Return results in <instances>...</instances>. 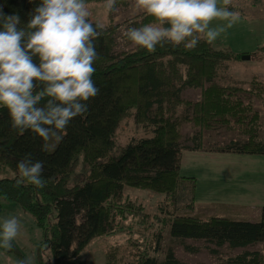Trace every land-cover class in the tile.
I'll return each instance as SVG.
<instances>
[{"label": "trees", "instance_id": "1", "mask_svg": "<svg viewBox=\"0 0 264 264\" xmlns=\"http://www.w3.org/2000/svg\"><path fill=\"white\" fill-rule=\"evenodd\" d=\"M99 1L105 0H87V5ZM38 2L0 0V6L5 14L18 13L24 27ZM153 21L146 15L135 27ZM93 22L100 26L92 77L99 94L90 99L86 113L71 120L66 132L47 142L46 151L34 133L21 135L11 128L7 110L0 109V217L5 203L15 204L41 230L36 262L31 264H88L84 252L93 240L135 234L139 227L157 228L156 247L152 255L139 249L131 264H184L173 250L166 251L164 258L155 256L161 253L158 249L166 228L173 238L203 240L216 247L245 249L264 243V207L258 223L215 214L206 219L192 216L197 179L181 175L184 123L204 130L227 128L246 138L231 142L220 153L264 155L261 116L241 97L263 94L262 82L253 79L245 90L216 80L226 73L228 63L242 61L246 54L215 49L203 39L194 48L166 43L152 52L137 46L115 54V28ZM260 54L264 60V48ZM188 88L201 89V99H182ZM126 120L146 135L122 146L117 134ZM187 149L198 151L199 143ZM25 153L44 161L43 188L19 176L16 163ZM125 187L164 195L176 206L174 213L147 222L151 216L141 204L129 197L122 199ZM129 220L135 229L126 227ZM12 245L3 251L7 256L19 262L27 258L15 242ZM133 245L140 244L135 241ZM226 264H264V254L246 251Z\"/></svg>", "mask_w": 264, "mask_h": 264}, {"label": "clouds", "instance_id": "2", "mask_svg": "<svg viewBox=\"0 0 264 264\" xmlns=\"http://www.w3.org/2000/svg\"><path fill=\"white\" fill-rule=\"evenodd\" d=\"M218 3L137 0L154 21L129 27L126 36L150 52L166 43L188 48L201 39L212 43L239 19L238 12ZM116 4L117 0H105L109 12ZM28 17L21 27L19 14H5L0 6V109L7 110L11 128L21 135L34 133L46 151L47 142L66 132L71 120L86 113L90 99L99 94L92 77L100 26L89 19L87 0H39ZM216 19L226 24L211 26ZM16 167L23 181L45 186L44 161L25 153ZM20 231L16 215L0 217V248L11 249ZM20 264H31V258Z\"/></svg>", "mask_w": 264, "mask_h": 264}, {"label": "rangeland", "instance_id": "3", "mask_svg": "<svg viewBox=\"0 0 264 264\" xmlns=\"http://www.w3.org/2000/svg\"><path fill=\"white\" fill-rule=\"evenodd\" d=\"M118 5L111 13L106 10L105 1L87 5L90 20L99 23L101 26L111 25L115 28V54L136 49L137 46L127 38L126 31L147 15L137 6V0H121ZM237 29L239 28H234L233 30ZM223 38L226 43L231 42L234 52H248L250 55L245 56L242 61L228 63L229 68L226 73L220 75L216 80L219 83L228 86L233 85L245 90L252 86L254 81L252 79L263 81V94L257 97L241 94V97L245 100V103L250 101L255 108H264V60L261 59L259 52L262 46L256 43L244 50V44L237 42L239 36L234 35L232 32L223 35ZM213 47L217 48L216 45H213ZM201 96V89L191 88L186 89L181 95L182 99L191 102L199 101ZM260 128L262 130L264 126L261 125ZM145 135L146 133L143 129L136 128L131 121L126 120L117 134V141L123 146L131 138ZM181 136V144L184 148L183 153L200 152L199 155L182 156L181 175L197 179V199L199 204L196 203L191 215L206 219L215 214V216L220 215L240 220L246 219L255 223L260 222L264 207V204H261V201L264 200L261 192L264 187L257 191L259 201L255 202V204L251 203V195L245 197L240 193L242 186L250 190L255 188L252 185L255 181L254 176L259 184L260 181L264 183V164L257 163V160H259L257 157H250L244 154H215V152H219L218 150L227 147L233 141L241 142L243 140L242 135L227 128L204 130L195 126L194 123H184L181 127ZM197 142L200 150H186V148H194L198 144ZM212 168L215 173L210 172ZM125 197H129L144 207V213L151 216V219L147 222L152 221L154 217L158 219L159 217L165 218L167 216L166 213H171L176 208L164 195L152 191L125 187L122 199L124 200ZM181 205V203L178 204V207ZM246 206H253L254 209L245 208ZM161 208L165 209L160 211ZM10 214L16 215L21 221L20 234L13 242L16 243L27 258H31V263H35L36 250L42 239L41 230L36 226L32 217L24 214L19 206L5 203L2 217ZM126 227L135 229L134 222L129 220L126 223ZM155 229L157 228L144 230L139 227L136 230L138 233L135 234L121 233L93 240L84 252L88 264H131L135 261V254L139 249H147L152 255V250L156 247L157 242L154 237ZM135 241L140 244L139 247L133 245ZM158 250L161 253L155 256L159 258H164L166 251L173 250L175 256L184 264H226L229 259L246 251L264 254V243L245 249H231L228 245L216 247L203 240L173 238L168 228H166ZM3 251L4 249L0 248V264H20L17 258L12 257L13 255L8 256L11 260L7 258V254Z\"/></svg>", "mask_w": 264, "mask_h": 264}, {"label": "crops", "instance_id": "4", "mask_svg": "<svg viewBox=\"0 0 264 264\" xmlns=\"http://www.w3.org/2000/svg\"><path fill=\"white\" fill-rule=\"evenodd\" d=\"M218 7H227L230 10L238 12L239 19L231 27H226L225 31L222 32L220 36L214 42H212V45L217 46V48L215 49L230 50L234 52V48L232 47L231 42L226 43L223 38V35L230 34V32H232L234 35L239 36V39L237 40V42H241L244 44L245 46L244 50H247L249 48L248 46L255 45L256 43L262 46L260 50L264 48V38H263V35H264V0H219ZM224 24H226V22L223 20H219V19L213 20L211 22V26L224 25ZM234 28H239V29L233 30ZM219 46H221V48H219ZM238 54H246V56L250 55L248 52H242V53L238 52ZM255 109L259 112L261 116L260 118L261 125L264 126V116H263L264 108L256 107ZM261 128H260L259 136H260V139L264 141V129L261 130ZM242 139L243 140H241V142L246 141V138L243 137ZM199 153L200 152H194V151L184 152V153L182 152V156L190 155V154L199 155ZM216 153H220V152H215V154ZM221 154H229V153H221ZM182 156H181V169H182ZM246 156L257 157V159H259L257 160V163L264 164V155H246ZM210 172L215 173V170L212 168ZM254 180L255 181L252 185L255 188H251L250 190L242 186L241 193H240L242 196H245V197L251 195L252 204H255V202L259 201L257 191L262 189L261 187H264V183L260 181V184H259L255 176H254ZM261 196H264V189H262ZM197 204H199L198 199H197ZM261 204H264V200L261 201ZM239 208L243 209L242 207H239ZM245 208L254 209L253 206H246ZM259 216H260V213H259ZM6 257L9 258L7 255Z\"/></svg>", "mask_w": 264, "mask_h": 264}]
</instances>
